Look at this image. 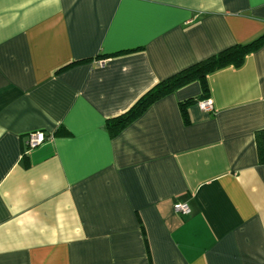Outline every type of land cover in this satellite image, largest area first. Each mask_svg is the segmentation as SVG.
<instances>
[{
    "label": "crops",
    "instance_id": "1",
    "mask_svg": "<svg viewBox=\"0 0 264 264\" xmlns=\"http://www.w3.org/2000/svg\"><path fill=\"white\" fill-rule=\"evenodd\" d=\"M262 34L264 0H0V264H264V45L106 127Z\"/></svg>",
    "mask_w": 264,
    "mask_h": 264
},
{
    "label": "trees",
    "instance_id": "2",
    "mask_svg": "<svg viewBox=\"0 0 264 264\" xmlns=\"http://www.w3.org/2000/svg\"><path fill=\"white\" fill-rule=\"evenodd\" d=\"M264 45V34L255 40L244 44L227 48L220 53L199 62L153 86L137 102L122 115L109 119L106 127L111 136L135 121L150 105L171 93L189 85L192 82H199L203 93H207L206 76L222 68L233 66L240 67L245 57L255 52ZM193 103V102H192ZM183 116L185 111L182 108ZM254 141L257 149L259 163L264 164V129L255 132Z\"/></svg>",
    "mask_w": 264,
    "mask_h": 264
},
{
    "label": "built area",
    "instance_id": "3",
    "mask_svg": "<svg viewBox=\"0 0 264 264\" xmlns=\"http://www.w3.org/2000/svg\"><path fill=\"white\" fill-rule=\"evenodd\" d=\"M196 106L199 108L200 111L204 113L210 114L214 112L213 103L210 99L198 101L196 102ZM45 140L46 136L43 132H33L28 136L27 145L30 149H34L42 145ZM173 211L176 214L180 215H187L190 212L189 207L186 203L174 205Z\"/></svg>",
    "mask_w": 264,
    "mask_h": 264
}]
</instances>
